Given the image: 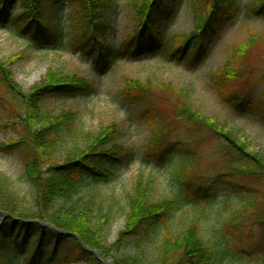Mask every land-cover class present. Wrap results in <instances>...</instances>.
Listing matches in <instances>:
<instances>
[{
    "label": "trees",
    "instance_id": "1",
    "mask_svg": "<svg viewBox=\"0 0 264 264\" xmlns=\"http://www.w3.org/2000/svg\"><path fill=\"white\" fill-rule=\"evenodd\" d=\"M182 1L133 0L132 29L118 47L109 43L112 25L107 13L113 0H0V25L10 22L22 28L20 31H30L37 39L54 38L62 49L90 60V75L109 71L113 61L123 56L154 54L165 60L193 56L200 49L207 28L215 37L218 29L236 21L243 11L238 0H190L194 29L167 38L158 21L171 17ZM243 8L247 17L264 18V0L250 1ZM65 9L68 13L61 16L59 13ZM15 11L18 12L12 17ZM249 39L232 46L224 65L208 76L217 96L229 107L264 122V89L255 95L248 79L242 77V60L253 46V38ZM16 58L0 62V96L15 104L13 122L21 128L18 137L4 145L18 144L24 150L22 161L31 187L20 193L9 177L0 174V215L6 217L0 221V264H33L34 259L42 256L53 261L60 257L57 263L61 264H102L101 259L108 256L113 264H208L216 250L197 224L182 221L177 232L171 227L174 212L184 200L180 191L170 200L149 202L138 180L133 191L126 194L125 207L114 194L106 199L110 202L107 206L99 198L94 188L124 162L127 152V147L118 141L122 134L117 125L111 123L96 134H84L81 129H72L77 119L72 111L54 116L43 107L50 97L74 99L91 93L92 83L86 76L78 71H47L44 79L25 93L14 82L9 68ZM121 80L123 100L134 105L140 118L150 126L151 136L145 148L156 150L168 138L167 124L163 123L161 111L156 110L157 94L151 83L127 76ZM259 81L264 84V66ZM177 92L185 97L183 90ZM176 117L192 141L207 126L212 131L210 136L222 142L225 165L219 175H227L233 180L232 189L239 188V194L246 197L241 211L229 220L235 224L264 196V156L241 151L227 134L222 136L223 130L216 128L213 119L200 118L186 102L180 105ZM72 137L82 139L83 143L78 141V147L75 146ZM182 157L183 162L171 175L175 183L193 165L188 155ZM115 206L125 216V225L112 243H105L102 228L109 223ZM255 222L264 228V212ZM161 226L168 232L163 233L158 247L143 248ZM218 246L216 241L214 248ZM95 250L99 258L94 255Z\"/></svg>",
    "mask_w": 264,
    "mask_h": 264
},
{
    "label": "rangeland",
    "instance_id": "2",
    "mask_svg": "<svg viewBox=\"0 0 264 264\" xmlns=\"http://www.w3.org/2000/svg\"><path fill=\"white\" fill-rule=\"evenodd\" d=\"M250 1L253 0H238L243 11L236 21L218 29L215 37L207 28L200 49L193 56L174 60L161 59L154 54L152 57L123 56L113 61L109 71L90 75L87 74L91 69L90 60L81 59L78 53L67 48L62 49L54 38L37 39L30 31H20L22 28L18 29L10 22H1L0 25V62L6 63L12 56H18L9 68L22 92L31 90L44 79L47 71L59 74L78 71L92 83L91 93L74 99L47 98L44 110L54 116L72 111L77 116L72 129H81L84 134H96L111 123L117 125L122 134L118 141L127 147V152L124 162L94 188L99 198L106 201L105 206L110 204L106 200L108 196L114 194L119 204L125 207L126 194L133 191L138 180L149 202L170 200L180 191L184 200L180 209L174 212L171 227L177 232L182 221L197 224L201 234L216 250L208 264H264V228L255 222L263 215L264 196L253 203L244 217L231 224L229 220L234 213L241 211L246 197L239 194V188L232 189L230 183L233 180L227 175H219L225 165V156L220 150L222 142L214 135L210 136L212 131L207 126L199 130L198 142L196 139L192 141L176 117L178 108L186 102L190 109L199 113L200 118L206 121L213 119L216 128L223 130L222 136L227 134L241 151L245 149L250 155L264 156V122L229 107L217 96L208 76L224 65L232 46L247 41L251 36L253 46L242 60L245 68L242 77L248 79L255 95L263 91L264 84L259 81V76L264 66V18L245 15L243 7ZM113 3L107 13L112 25L109 43L118 47L132 29L133 0H113ZM189 4L190 0H183L171 17H161L158 21L167 38L188 34L194 29ZM67 13L65 9L59 14L64 16ZM122 76L151 83L157 94L156 110L161 111L162 118L169 124L163 121L167 124L165 132L168 138L156 150L145 148L151 136L148 122L141 119L136 107L128 105L121 96ZM179 89L184 91L185 97L177 92ZM16 110L13 102L0 96V174L9 177L15 189L24 193L31 187L22 161L24 150L18 144L4 145L13 142L21 130L13 122ZM71 140L75 146L83 143L82 139L72 137ZM183 155L192 158L193 165L186 170L180 182L175 183L171 175L183 162ZM112 211L109 223L102 228L105 243H112L125 225V216L117 206ZM5 219L0 215V221ZM164 232L161 226L150 240L154 243H144L143 248L150 246L149 249H156L168 231ZM216 241H219V246L214 248ZM94 255L99 258L96 250ZM60 261V257L53 261L51 257L42 256L32 263L61 264L57 263ZM101 263L113 264V261L108 256L101 259Z\"/></svg>",
    "mask_w": 264,
    "mask_h": 264
},
{
    "label": "water",
    "instance_id": "3",
    "mask_svg": "<svg viewBox=\"0 0 264 264\" xmlns=\"http://www.w3.org/2000/svg\"><path fill=\"white\" fill-rule=\"evenodd\" d=\"M97 255V254H96Z\"/></svg>",
    "mask_w": 264,
    "mask_h": 264
}]
</instances>
